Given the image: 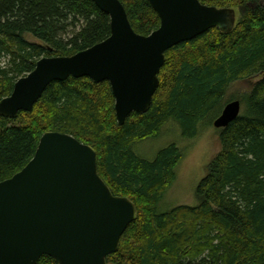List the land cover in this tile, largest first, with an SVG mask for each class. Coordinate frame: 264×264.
<instances>
[{
    "label": "trees",
    "instance_id": "trees-1",
    "mask_svg": "<svg viewBox=\"0 0 264 264\" xmlns=\"http://www.w3.org/2000/svg\"><path fill=\"white\" fill-rule=\"evenodd\" d=\"M199 1L237 8L240 18L228 32L213 27L166 50L145 113L132 112L119 125L107 81L69 76L52 81L30 112L0 116V181L26 165L46 131L95 150L99 176L137 210L106 257L111 264H264V0ZM120 2L136 33L159 26L147 0ZM109 22L91 0H0V99L39 58L69 56L107 38ZM256 76L239 115L218 129L220 148L195 188L197 203L158 211L181 151L172 142L145 159L133 145L156 137L169 120L193 138L197 125L230 101L233 82ZM36 264L57 263L43 255Z\"/></svg>",
    "mask_w": 264,
    "mask_h": 264
},
{
    "label": "water",
    "instance_id": "water-1",
    "mask_svg": "<svg viewBox=\"0 0 264 264\" xmlns=\"http://www.w3.org/2000/svg\"><path fill=\"white\" fill-rule=\"evenodd\" d=\"M91 1L109 16L110 35L69 56L39 58L0 99V116L30 112L52 81L88 77L109 83L121 125L132 112L149 109L166 50L213 27L228 32L235 22L232 8L199 0H147L160 22L141 35L120 0ZM240 109L239 100L226 103L213 127H226ZM136 217L134 203L114 195L97 173L90 145L46 131L26 165L0 181V264H36L43 255L57 264H111L106 257Z\"/></svg>",
    "mask_w": 264,
    "mask_h": 264
},
{
    "label": "rangeland",
    "instance_id": "rangeland-1",
    "mask_svg": "<svg viewBox=\"0 0 264 264\" xmlns=\"http://www.w3.org/2000/svg\"><path fill=\"white\" fill-rule=\"evenodd\" d=\"M235 21L240 18L235 8ZM28 39L31 37L27 36ZM1 64L5 60L1 59ZM259 78L250 77L233 82L227 90V98L240 100ZM219 115V114H218ZM215 118V116H214ZM214 118L201 121L197 125V134L193 138L181 136L180 128L173 120L167 121L159 134L133 145V150L145 159H153L156 153L169 143H175L181 151V159L175 167V180L158 203V211H167L177 205H195V188L206 172V166L219 151L218 129L213 127Z\"/></svg>",
    "mask_w": 264,
    "mask_h": 264
},
{
    "label": "bare ground",
    "instance_id": "bare-ground-1",
    "mask_svg": "<svg viewBox=\"0 0 264 264\" xmlns=\"http://www.w3.org/2000/svg\"><path fill=\"white\" fill-rule=\"evenodd\" d=\"M234 100H237V99H234ZM231 101H232V100H231ZM229 102H230V101H229ZM223 107H224V106H223ZM221 110H222V109H221ZM220 113H221V111H220ZM220 113H219V114H220ZM217 116H218V115H217ZM217 116H216V117H217ZM216 117H215V118H216ZM132 222H133V221H132Z\"/></svg>",
    "mask_w": 264,
    "mask_h": 264
}]
</instances>
